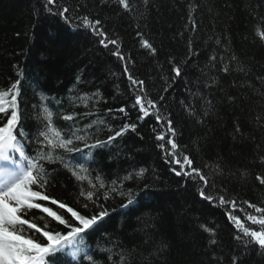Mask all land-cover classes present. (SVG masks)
Returning a JSON list of instances; mask_svg holds the SVG:
<instances>
[{
  "label": "trees",
  "instance_id": "trees-1",
  "mask_svg": "<svg viewBox=\"0 0 264 264\" xmlns=\"http://www.w3.org/2000/svg\"><path fill=\"white\" fill-rule=\"evenodd\" d=\"M45 3L0 0V90L20 81L17 127L31 141L25 143L26 154L35 156L39 147L35 137L42 103L56 114L57 128L85 129L89 144L107 141L125 123L137 125L135 132L92 149L76 142L83 152L71 154L73 163L84 165L87 172L81 174L92 183L98 185L99 177L105 185L95 204L79 197L82 189H90L87 179L78 181L59 162L44 163L48 192L55 198L78 211V199L87 203L83 215L98 212L100 205L108 212L80 234L76 259L66 247L48 256L46 264H121V256L124 264H264V249L249 243V237L237 240L239 233L226 216L231 210L245 220L241 208L260 215L244 201L264 207V185L256 179L264 176V41L256 35L258 27L264 30V0H129L131 11L113 0H57L69 8L67 21L58 15L57 5H49V13ZM82 16L102 20L109 38L118 39L124 60L113 54L116 46L99 43L100 37L83 26ZM142 39L156 52L142 47ZM177 64L178 77L172 71ZM129 73L144 81V92L131 84ZM145 93L158 101L159 115L172 120L179 151L203 170L207 186L195 175L172 171L179 166L156 139L167 131L163 120L137 119L134 97ZM85 96L86 104L80 99ZM121 107L127 114L118 111ZM74 113L79 114L75 120L62 119ZM92 121L97 123L85 128ZM141 168L146 171L137 177ZM129 173L133 179L125 180ZM113 181L119 190L137 194L133 204L121 207L126 196L109 192ZM201 188L217 199L201 197ZM221 195L236 200L237 209L220 205ZM39 215L38 210L29 213ZM49 227L68 231L55 221Z\"/></svg>",
  "mask_w": 264,
  "mask_h": 264
},
{
  "label": "snow or ice",
  "instance_id": "snow-or-ice-1",
  "mask_svg": "<svg viewBox=\"0 0 264 264\" xmlns=\"http://www.w3.org/2000/svg\"><path fill=\"white\" fill-rule=\"evenodd\" d=\"M102 2H107V0H102ZM113 2L117 3L125 11H131L129 0H113ZM144 3L147 4L148 0H144ZM49 5H57V0H46L44 4L46 11L52 13L53 8L49 7ZM68 12V7L57 5V13L65 21L68 20L66 15ZM81 20L84 27L100 37L99 43L105 47L109 44L116 46L117 51L113 54L121 60L125 59L118 49V39L109 38L103 28L101 19L82 16ZM256 35L260 40L264 41V30L258 27ZM142 47L149 49L152 53L156 52V49L146 39H142ZM223 70L225 72L229 71L227 67ZM172 71L177 77L181 75V67L178 64L173 66ZM125 72H127L126 65ZM128 79L133 86L139 87L141 92L145 91L143 80L133 78L130 73L128 74ZM77 80H79V77H77ZM19 83L20 81L17 80L7 90H0V114L6 118V123L0 126V160L8 161L12 159L9 155L10 151L19 153V157L22 158V162L16 168L0 166V264H46V258L58 250H62L67 246L75 247L80 234L85 233L86 230L96 225L98 221L108 215V212L100 205L101 210L98 212L91 215H83L82 211L88 208L87 203L80 204L78 199L76 206L81 209L78 211L76 207L69 206L70 202H62L60 199L55 198L48 192L49 173L46 171L44 163L55 164L59 162L60 166L67 169L78 181L87 179L90 189H82L79 192V197L95 204L94 197L97 196L98 190L104 188L105 185L99 177H96V180L99 181L98 185L92 183L89 177L81 174L87 172L84 165L73 163L75 157L71 156V154L83 152V149L78 147L76 142H82L84 148L92 149L113 141L116 137L122 136L129 130L135 132L137 125L135 123H125L119 130L114 132V135H109L107 141L95 139L94 143L89 144L87 142L88 134L85 129L70 128L65 132L57 128L54 123L56 114L42 103L40 106L42 115L38 117L40 124L35 137L39 147L35 156H29L25 152V143H31V141L27 140V135L22 128L17 127L20 121L17 99L19 96ZM46 99V97H41L42 102ZM80 99L82 103L86 104L89 97L85 96ZM159 99L163 100V97L161 96ZM134 101L132 107L138 109L137 119L143 120L148 117H155L156 121L163 120V123L167 125V131H161L156 136V139L162 141L158 146L165 151L169 161L179 166V170L173 167L172 171L178 176L192 177L195 175L203 185L207 186L209 180L204 175L203 170L194 166V162L189 155L179 151V145L174 138L176 131L172 120L164 119L159 115L158 101L152 100L146 93L144 95H135ZM108 111L111 112L112 109H108ZM118 111L127 114V110L124 107H121ZM78 115L75 113L64 115L62 119L73 121ZM85 115H91V113H86ZM257 119L260 118L257 117ZM96 123L97 121H92L85 128H92ZM100 123H103V121H100ZM237 131H239L238 126ZM166 136L168 137L167 140L165 139ZM166 145L169 147H166ZM261 160L264 161V157H261ZM145 171L146 169L141 168L135 175L142 177ZM124 179L132 180L133 174L129 173ZM256 179L261 185H264V176L258 175ZM115 184L116 182L113 181L114 186L109 189V192H114L122 197L126 196L127 202L122 204L121 207L133 204L137 194L130 190L127 193L121 191L115 187ZM144 187L147 189L148 185ZM199 195L209 201L217 199V197L207 195L205 188L199 189ZM108 198V193H105L104 199ZM45 202L57 206V210H54L53 207L48 206V203ZM218 203L222 206L228 205L232 210H236L238 207L236 200L226 199L223 195L218 197ZM243 203L260 215L257 216L245 212L242 208L239 209V211L244 212L245 220L250 222V224L246 225L245 220H242L239 215H234L231 210L227 211V219L239 233L235 238L243 240L244 237H249V243H255L264 249V207L249 201H244ZM32 210H38L43 215L29 216ZM60 210H63V215L59 214ZM66 216L68 217L67 219L65 218ZM51 221L65 226L68 231L62 233L52 230L49 227ZM255 225L259 226L258 230L252 227ZM201 227L208 233H215L214 228H209L206 225H201ZM33 236L36 238L34 239ZM211 243L214 244L215 240H212ZM87 259L92 261L93 257L88 256ZM120 259L121 264H124L125 258L121 256ZM233 264H235V261Z\"/></svg>",
  "mask_w": 264,
  "mask_h": 264
}]
</instances>
